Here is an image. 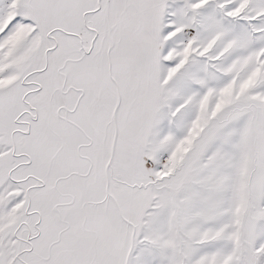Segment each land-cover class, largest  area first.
Wrapping results in <instances>:
<instances>
[{
  "label": "snow or ice",
  "instance_id": "obj_1",
  "mask_svg": "<svg viewBox=\"0 0 264 264\" xmlns=\"http://www.w3.org/2000/svg\"><path fill=\"white\" fill-rule=\"evenodd\" d=\"M0 264H264V0H0Z\"/></svg>",
  "mask_w": 264,
  "mask_h": 264
}]
</instances>
